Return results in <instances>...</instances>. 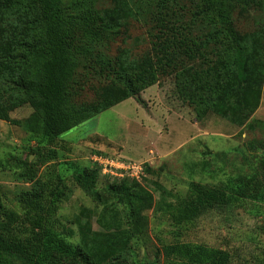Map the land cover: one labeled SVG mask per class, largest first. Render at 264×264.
<instances>
[{"label": "trees", "instance_id": "16d2710c", "mask_svg": "<svg viewBox=\"0 0 264 264\" xmlns=\"http://www.w3.org/2000/svg\"><path fill=\"white\" fill-rule=\"evenodd\" d=\"M97 1L0 0V118L29 103L33 113L23 122L25 131L52 143L128 99L142 103L143 90L172 77L177 97L197 119L212 112L234 125H251L263 80L258 31L264 19L246 32L236 20L264 12V0H111L105 8ZM132 17L146 24L150 51L140 58L127 49L111 54ZM86 90L93 99L84 97ZM257 145L263 151L258 171L230 176L220 186L192 182L189 196L170 206V220L181 225L235 201L264 202V143H250ZM90 172L77 181L95 193L89 181L100 168L94 164ZM117 180L122 185L111 189L121 190L131 231L103 234L85 224L78 246L55 227L63 196L58 184L23 191L20 211L5 207L0 197V264H149L130 239L143 233L140 209L148 201L150 206L152 196L132 200L124 181L134 179ZM159 254L165 264L232 261L229 251L201 244L164 245Z\"/></svg>", "mask_w": 264, "mask_h": 264}, {"label": "rangeland", "instance_id": "374dc122", "mask_svg": "<svg viewBox=\"0 0 264 264\" xmlns=\"http://www.w3.org/2000/svg\"><path fill=\"white\" fill-rule=\"evenodd\" d=\"M97 2L98 8L111 5V0ZM259 18L264 19V12L251 11L249 18L236 20V27L241 32L253 30ZM123 25L124 33L112 44L111 54L127 49L132 57L140 58L150 51L151 38L143 21L132 17ZM259 29L258 54L264 61V27ZM262 76L259 105L250 117L249 127L234 125L212 112L197 119L192 106L177 97L172 77H161L157 84L143 90L142 103L128 99L52 143L40 136L30 137L25 131L23 122L33 109L24 103L9 111L7 119L0 118L1 202L20 211L23 191L37 188L39 183L58 184L63 196L57 202L55 227L66 234L69 243L79 245L80 229L85 224L97 233L130 232L121 190L111 189L122 185L123 180L92 177V193L77 178L91 173V158L97 154L138 161L144 163V175L124 182L132 200L136 196L145 198L146 193L152 196L150 206L148 201L140 209L145 223L143 233H135L130 239L140 259L165 264L160 254L157 257L164 245L190 243L229 251L231 264H262L264 202L235 201L181 225H175L169 215L170 206L189 196L192 182L220 186L230 176L259 170L263 151L259 145L250 147V143H264V70ZM84 97L93 99L87 90Z\"/></svg>", "mask_w": 264, "mask_h": 264}, {"label": "built area", "instance_id": "2783aa9c", "mask_svg": "<svg viewBox=\"0 0 264 264\" xmlns=\"http://www.w3.org/2000/svg\"><path fill=\"white\" fill-rule=\"evenodd\" d=\"M91 160L100 168L101 175L111 180L122 178L139 180L145 172L144 163L125 160L121 157L94 155Z\"/></svg>", "mask_w": 264, "mask_h": 264}, {"label": "crops", "instance_id": "0c3cea01", "mask_svg": "<svg viewBox=\"0 0 264 264\" xmlns=\"http://www.w3.org/2000/svg\"><path fill=\"white\" fill-rule=\"evenodd\" d=\"M142 125V124H141Z\"/></svg>", "mask_w": 264, "mask_h": 264}]
</instances>
